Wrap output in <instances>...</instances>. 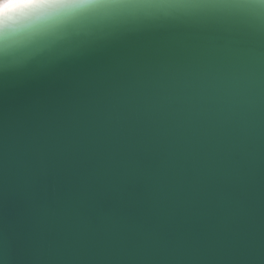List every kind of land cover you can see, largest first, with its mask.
Listing matches in <instances>:
<instances>
[{
  "label": "water",
  "instance_id": "95a60500",
  "mask_svg": "<svg viewBox=\"0 0 264 264\" xmlns=\"http://www.w3.org/2000/svg\"><path fill=\"white\" fill-rule=\"evenodd\" d=\"M80 52L61 61L65 81L30 92L10 81L12 104L45 94L52 101L47 113L24 116L14 137L5 133L0 78V235L11 231L21 248H35V203L47 200L92 221L82 242L60 225L45 232L53 254L74 251L78 264H230L264 248V13L178 12L105 29L103 41ZM213 140L228 145L229 172L206 180L207 195L198 196L196 156ZM128 146L138 173L114 186L94 176L107 150ZM41 148L46 174L28 188L22 162L35 165ZM173 163L187 177L186 196L162 209L153 177ZM111 212L152 231L154 242L145 248L136 239L121 251L100 226Z\"/></svg>",
  "mask_w": 264,
  "mask_h": 264
},
{
  "label": "clouds",
  "instance_id": "9594fccd",
  "mask_svg": "<svg viewBox=\"0 0 264 264\" xmlns=\"http://www.w3.org/2000/svg\"><path fill=\"white\" fill-rule=\"evenodd\" d=\"M49 0H0V29L6 18L25 8L38 7ZM200 11L222 17H243L254 12L264 13V0H69V7L62 14L48 20H24L19 22L18 34L6 38L0 31V78L5 85L4 128L6 136L15 134L22 125V118L34 112L47 113L52 101L48 95H32L22 105L9 102L8 87L12 80L30 92L34 85H51L67 79L61 61L72 63L81 55L80 49L105 39V29L122 27L133 22L154 20L178 12ZM15 147V142L13 148ZM228 145L222 141H209L203 155L197 154L196 195H207L205 182L211 177L224 176L229 172L225 153ZM15 164V161H11ZM24 182L28 188L36 184L37 175L46 174L43 149L38 150L37 162H22ZM140 171L133 149L107 150L97 161L94 176L113 186ZM187 177L182 165L173 163L153 177L154 200L165 209L169 202H180L186 196ZM35 211L41 227L40 241L30 250L18 244L15 234L6 230L0 235V264H78L81 256L73 251L69 255L57 251L47 242L45 232L60 225L82 242L92 230V221L72 204L63 207L37 200ZM100 226L109 242L121 251L136 239L142 247L154 242L152 231L131 223L124 215L106 213ZM47 244V247H46ZM118 259H152V257L121 256ZM177 261H195L198 257H174ZM230 264H264V248H250L246 252L228 258Z\"/></svg>",
  "mask_w": 264,
  "mask_h": 264
},
{
  "label": "snow or ice",
  "instance_id": "6c2138e0",
  "mask_svg": "<svg viewBox=\"0 0 264 264\" xmlns=\"http://www.w3.org/2000/svg\"><path fill=\"white\" fill-rule=\"evenodd\" d=\"M69 7V0H49L48 3L42 4L38 7L25 8L22 11L13 13L9 18L5 19L3 28L0 31L3 35L14 37L19 31V22L24 20H48L62 14V10Z\"/></svg>",
  "mask_w": 264,
  "mask_h": 264
}]
</instances>
